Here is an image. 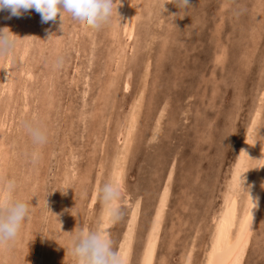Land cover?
I'll return each mask as SVG.
<instances>
[{"label":"rangeland","instance_id":"rangeland-1","mask_svg":"<svg viewBox=\"0 0 264 264\" xmlns=\"http://www.w3.org/2000/svg\"><path fill=\"white\" fill-rule=\"evenodd\" d=\"M131 1L120 0L119 3L117 0V13L121 18L114 11L110 21L99 29L85 28L70 16H65L62 22L58 17L52 22H42L35 9L25 12L22 10L20 16L11 15L8 9H0V29L8 28L9 30L4 31H8L15 41L9 54L0 55V60L3 58L0 61V74L6 62L9 64L7 81L6 77L0 75V80L5 81L0 82V125L5 124H2L4 130L0 126V171L5 169L0 172V176L13 178L16 198L27 199L29 202V212L16 237L0 247V264H20V261L21 264L75 263L68 250L67 232L87 227L93 229L96 221L94 213H99L101 208L97 198L92 206L89 203L93 187L96 184L99 187L102 182L110 179L116 150L123 144L126 127L134 110L138 112V126L133 131L136 141L132 137L127 154L129 157H126L129 163L125 162L127 172L124 170L125 194L127 193L130 204L121 202V216L113 222L110 238L114 248L116 249L119 241L115 239L120 238L119 234L124 230L133 201L140 199L137 219L139 224L135 229L137 234L134 235L131 254L133 259H130V264H138L144 231L155 211L159 193L167 183V171L173 164L166 205L168 208L164 212L153 264H181L187 246L191 244L194 245L192 261L195 262L192 264H201L212 227L211 220L220 207V196L228 179L226 177L230 174L232 162H235L241 139L254 118L253 111L260 104L261 125L257 131L258 138L264 133V0H188L187 6L178 5L177 0H152L151 3L150 0ZM138 5L144 8L140 12ZM126 24L132 29L131 38L125 30ZM253 24L255 29L252 28ZM14 30L18 37L16 33L13 34ZM253 44L255 50L252 48ZM27 46L29 53L24 54ZM10 80L13 89L8 91L6 85ZM106 86H110V93L108 87L104 88ZM24 120H33L46 130V145L34 147L24 133ZM1 149L5 152L2 153ZM92 171L94 174H91ZM219 187H222L221 190ZM68 195L75 201L71 197L67 198ZM86 200H89L88 203ZM83 201H86L85 204ZM262 205L264 207V194ZM53 207L56 210L59 208V211L55 212ZM263 207L254 226L243 264H264ZM78 215L81 218L78 221L80 225L76 222Z\"/></svg>","mask_w":264,"mask_h":264},{"label":"bare ground","instance_id":"bare-ground-1","mask_svg":"<svg viewBox=\"0 0 264 264\" xmlns=\"http://www.w3.org/2000/svg\"><path fill=\"white\" fill-rule=\"evenodd\" d=\"M130 1V0H129ZM133 1V0H132ZM132 1H131V3H132ZM143 1V0H142ZM155 1H157V0H155ZM164 1V0H163ZM152 2V0H150V3ZM225 2V1H224ZM127 3V2H126ZM130 3V4H131ZM139 3V2H138ZM156 4H157V2H156ZM161 4V3H160ZM165 4H166V2H165ZM168 4V3H167ZM175 4V3H174ZM121 5V4H120ZM146 5V4H145ZM152 5V4H151ZM155 5V4H154ZM164 5V4H163ZM123 6V5H122ZM223 6H225V5H223ZM125 7V6H124ZM123 7V8H124ZM132 7H133V5H132ZM138 7H140L139 5H138ZM147 7V6H146ZM154 7V6H153ZM121 8V7H120ZM119 8V9H120ZM128 8V7H127ZM126 8V9H127ZM152 8V6L150 7V9ZM139 9V8H138ZM141 9H144V8H141L140 7V9H139V11L138 12H140V10ZM124 11V10H123ZM123 11H122V16H124V13H123ZM7 12V11H6ZM25 12V11H24ZM29 12V11H28ZM31 12H32V10H31ZM135 12V11H134ZM133 12V13H134ZM10 13V12H9ZM126 13H127V11H126ZM125 13V14H126ZM142 13V12H141ZM1 14V13H0ZM30 14V13H29ZM139 14V13H138ZM10 15V14H9ZM33 15H34V13H33ZM115 15V14H114ZM134 15V14H133ZM151 15H152V13H151ZM1 16H3V14L1 15ZM32 16V15H31ZM39 16V15H38ZM126 16V15H125ZM163 16V15H162ZM4 17V16H3ZM8 17V16H7ZM29 17H30V15H29ZM119 17H120V14H119ZM128 17V16H127ZM134 17V16H133ZM161 17V16H160ZM37 18V17H36ZM121 18V17H120ZM119 18V19H120ZM124 18V17H123ZM125 19V18H124ZM128 19V18H127ZM154 19V18H153ZM123 20V19H122ZM238 20H239V18H238ZM27 21V20H26ZM121 21V20H120ZM146 21V20H145ZM148 21V20H147ZM240 21V20H239ZM52 22V21H51ZM117 22V21H116ZM127 22H129V21H127ZM119 23V22H118ZM258 23H259V21H258ZM30 24V23H29ZM114 24H116L115 22H114ZM125 24V23H124ZM118 25V24H117ZM119 25H121V24H119ZM149 25V24H148ZM254 25V27H252V28H254L255 29V24H253ZM59 26V25H58ZM119 27V26H118ZM124 27H126V31H127V33H128V35L130 36V38H131V35H132V29L129 27H127V24L126 25H124ZM44 28V27H43ZM116 28V27H115ZM260 28V27H259ZM34 29V28H33ZM45 29V28H44ZM54 29V28H53ZM59 29V28H58ZM114 29V28H113ZM55 30V29H54ZM115 30V29H114ZM117 30H118V28H117ZM158 30V29H157ZM257 30H258V27H257ZM17 31V30H16ZM120 31H121V29H120ZM125 31V32H126ZM223 31V30H222ZM255 31V30H254ZM8 32V31H7ZM59 32V31H58ZM123 32V31H122ZM154 32V31H153ZM253 32V31H252ZM16 32H15V30H14V32H13V34H15ZM25 33V32H24ZM93 33V32H92ZM17 34V33H16ZM21 34V33H20ZM37 34V33H36ZM123 34V33H122ZM126 34V33H125ZM203 34V33H202ZM56 35V34H55ZM124 35V34H123ZM156 35H157V33H156ZM28 36V35H27ZM112 36V35H111ZM17 37H18V34H17ZM22 37H23V35H22ZM55 37V36H54ZM146 37V36H145ZM152 38H153V36H151ZM224 37V36H223ZM25 38V37H24ZM57 38H59L58 36H57ZM56 38V39H57ZM129 38V37H128ZM155 38V37H154ZM23 39V38H22ZM56 39H55V41H56ZM146 39H148V38H146ZM154 40V39H153ZM204 40V39H203ZM70 41V40H69ZM173 41V40H172ZM58 42V41H57ZM148 42V41H147ZM150 42V41H149ZM26 43V42H25ZM24 43V44H25ZM71 43V42H70ZM261 43V42H260ZM147 44V43H146ZM150 44V43H149ZM154 44V43H153ZM21 45H22V43H21ZM55 45V44H54ZM58 45V44H57ZM124 45V44H123ZM175 45V44H174ZM24 46H26V44L24 45ZM253 46H254V44H253ZM252 46V48H253V50H255L254 48H256L255 46L253 47ZM23 47V45L20 47V48H22ZM56 47H58V46H56ZM147 47V46H146ZM152 47V46H151ZM198 47V46H197ZM15 48H17V47H15ZM27 48H28V46L26 47V49H25V51L27 50ZM78 48V47H77ZM83 48V47H82ZM19 49V48H18ZM54 49V48H53ZM119 49H120V47H119ZM181 49V48H180ZM24 50V49H23ZM253 50L251 49V54H252V52H253ZM21 51V50H20ZM148 51V50H147ZM13 52H14V50H13ZM92 52V51H91ZM117 52V51H116ZM20 53V52H19ZM26 53H29V51L27 50V52H24V54H26ZM150 53V52H149ZM218 53V52H217ZM221 52H219V54H220ZM9 54V53H8ZM17 54V53H16ZM115 54H117V53H115ZM118 54H119V52H118ZM145 54V53H144ZM223 54H224V52H223ZM222 54V55H223ZM12 55V54H11ZM10 55V56H11ZM63 55V54H62ZM66 55V54H65ZM64 55V56H65ZM120 55V54H119ZM148 55V54H147ZM255 55V54H254ZM9 56V57H10ZM27 56H28V54H27ZM59 56V55H58ZM146 56V55H145ZM165 56V55H164ZM220 56V55H219ZM249 56V55H248ZM9 57H8V59H9ZM51 57V56H50ZM217 57H218V55H217ZM6 58V57H5ZM19 58V57H18ZM28 58V57H27ZM246 58V57H245ZM248 58H250V57H248ZM3 59V58H2ZM1 59V60H2ZM17 59V58H16ZM24 59H25V57H24ZM150 59H151V57H150ZM174 59V58H173ZM0 60V61H1ZM18 60V59H17ZM21 60V59H20ZM19 60V61H20ZM27 60V59H26ZM146 60V59H145ZM249 60V59H248ZM252 60V59H251ZM6 61V60H5ZM22 61V60H21ZM49 61V60H48ZM13 62V61H12ZM23 62V61H22ZM21 62V63H22ZM27 62H29V61H27ZM2 64H3V62H1ZM10 63H11V60H10ZM20 63V64H21ZM60 63V62H59ZM146 63V62H145ZM163 63V62H162ZM23 64V63H22ZM21 64V65H22ZM43 64V63H42ZM263 65H264V63H262ZM1 65V64H0ZM7 65H9V64H7V62H6V65H5V67H4V70L3 71H1L2 72V74H0V75H3L4 77H6V81H7V78H9V77H7V74H9L8 73V67H7ZM15 65V64H14ZM28 65V64H27ZM34 65V64H33ZM61 65V64H60ZM142 65V64H141ZM149 65V64H148ZM30 66V65H29ZM28 66V67H29ZM130 66V65H129ZM2 67V66H1ZM16 67V66H15ZM18 67V66H17ZM23 68H25L24 66H22ZM47 67V66H46ZM142 67V66H141ZM19 68H21V67H19ZM135 68V67H134ZM150 68V67H149ZM149 68H148V70H149ZM263 68V67H262ZM15 69V68H14ZM55 69V68H54ZM16 70V69H15ZM117 70V69H116ZM143 70V69H142ZM264 70V69H263ZM29 71H30V69H29ZM261 71H262V69H261ZM16 72H17V70H16ZM142 72V71H141ZM19 73V72H18ZM26 73V72H25ZM30 73V72H29ZM39 73V72H38ZM260 73V72H259ZM17 74V73H16ZM20 74V73H19ZM27 74V73H26ZM40 74V73H39ZM141 74V73H140ZM13 75V74H12ZM150 75V74H149ZM33 76V75H32ZM125 76V75H124ZM2 77V76H1ZM1 77H0V79H1ZM16 77V76H15ZM18 77V76H17ZM131 77V76H130ZM38 78V77H37ZM113 78V77H112ZM125 78V77H124ZM149 78H150V76H149ZM53 79V78H52ZM20 80V79H19ZM130 80H131V78H130ZM129 80V81H130ZM113 81H114V78H113ZM112 80H111V82H113ZM149 81V80H148ZM258 81H259V79H258ZM0 82H3L2 80H0ZM5 82V81H4ZM3 82V83H4ZM21 82H23V81H21ZM33 82V81H32ZM110 82V81H109ZM111 82H110V86H111ZM120 82V81H119ZM150 82V81H149ZM260 82V81H259ZM2 83V84H3ZM8 84L6 85V89L8 90V91H10L11 89H13L12 88V80H10V82L8 81L7 82ZM34 83V82H33ZM114 83V82H113ZM112 83V84H113ZM224 83V82H223ZM38 84V83H37ZM120 84V83H119ZM138 84V83H137ZM4 85V84H3ZM2 85V86H3ZM19 85V84H18ZM107 85V84H106ZM109 85V84H108ZM121 85V84H120ZM257 85H258V87H259V84L257 83ZM14 86H16V85H14ZM109 86V87H110ZM114 86V85H113ZM125 86V85H124ZM126 86H128V85H126ZM135 86V85H134ZM133 86V87H134ZM137 86V85H136ZM21 87V86H20ZM108 86H106V87H104V88H107ZM109 87L107 88L108 89V93H110V89H109ZM208 87V86H207ZM15 88V87H14ZM16 88H18L19 89V87L18 86H16ZM33 88V87H32ZM36 88V87H35ZM102 88V87H101ZM114 88V87H113ZM112 88V89H113ZM120 88V87H119ZM135 88V87H134ZM256 88H257V86H256ZM27 89V88H26ZM107 89H105L106 91H107ZM115 89V88H114ZM117 89H118V87H117ZM121 89V88H120ZM133 89V88H132ZM148 89H149V87H148ZM28 90V89H27ZM26 90V91H27ZM85 90V89H84ZM116 90V89H115ZM130 90V89H129ZM260 90V89H259ZM263 91H264V89H262ZM86 91V90H85ZM84 91V92H85ZM112 91V90H111ZM117 91V90H116ZM121 91V90H120ZM28 92V91H27ZM103 92V91H102ZM122 92V91H121ZM132 92V91H131ZM130 92V93H131ZM247 92V91H246ZM9 93V92H8ZM107 93V92H106ZM125 93V92H124ZM124 93H122V94H124ZM261 93V92H260ZM37 94V93H36ZM11 95V94H10ZM12 95H13V91H12ZM24 95H26V94H24ZM125 95V94H124ZM255 95V94H254ZM41 96V95H40ZM109 96V95H108ZM107 96V97H108ZM145 96H146V94H145ZM239 96V95H238ZM258 96V95H257ZM9 97V96H8ZM13 97V96H12ZM53 97V96H52ZM101 97V96H100ZM106 97V96H105ZM110 97H112V95L110 96ZM110 97H108V98H110ZM132 97V96H131ZM141 97V96H140ZM26 98V97H25ZM45 98V97H44ZM130 98V97H129ZM238 98V97H237ZM6 99V98H5ZM12 99V98H11ZM17 99V98H16ZM41 99V98H40ZM103 99L105 100V98L103 97ZM107 99V98H106ZM146 98H144V100H145ZM256 99V98H255ZM4 100V99H3ZM23 100V99H22ZM108 100V99H107ZM113 100V99H112ZM130 100V99H129ZM142 100V99H141ZM9 101V100H8ZM20 101V100H19ZM114 101H115V99H114ZM149 101V100H148ZM147 101V102H148ZM6 102V101H5ZM16 102V101H15ZM3 103V102H2ZM7 103V102H6ZM39 103V102H38ZM115 103V102H114ZM113 103V104H114ZM144 103V102H143ZM142 103V104H143ZM166 103V102H165ZM27 104V103H26ZM42 104V103H41ZM111 104V103H110ZM128 104V103H127ZM150 104V103H149ZM167 104V103H166ZM165 104V105H166ZM256 104V103H255ZM254 104V105H255ZM112 105V104H111ZM115 105V104H114ZM118 105V104H117ZM121 105V104H120ZM119 105V106H120ZM160 105V104H159ZM158 105V106H159ZM0 106H2V105H0ZM4 106V105H3ZM10 106H11V104H10ZM119 106H118V108H119ZM149 106V105H148ZM151 106V105H150ZM168 106V105H167ZM6 107V106H5ZM19 107H20V105H19ZM22 107V106H21ZM111 107V106H110ZM166 107V106H165ZM187 107V106H186ZM189 107V106H188ZM41 108V107H40ZM112 108V107H111ZM146 108V107H145ZM148 108H150V107H148ZM255 108V107H254ZM23 109V108H22ZM113 110V109H112ZM111 110V111H112ZM117 110V109H116ZM142 111H144L143 109H141ZM148 110H150V109H148ZM160 110V109H159ZM191 110V109H190ZM11 111V110H10ZM37 111V110H36ZM41 111V110H40ZM118 111V110H117ZM120 111V110H119ZM118 111V112H119ZM142 111H141V113H142ZM151 111V110H150ZM207 111V110H206ZM264 111V110H263ZM7 112V111H6ZM29 112H31V111H29ZM96 112V111H95ZM156 112V111H155ZM158 112V111H157ZM168 112V111H167ZM192 112V111H191ZM254 112V115H252L254 118H253V120L251 121V124H250V126H249V128L245 131V133H244V135H243V137H242V139H241V142H240V145H239V148L237 149V155H236V159H235V162H232L233 163V166H232V168H231V170H230V174H229V176L228 177H226V178H228L227 180H226V182H225V185H224V190H223V192H222V194H221V203H220V207H219V209L217 210V211H215V214L213 215V217H212V227H211V230L209 231V237H208V240H207V246L205 245V248H204V255H203V258H202V260H201V264H243V260H244V258H245V255H246V252H247V250H248V247H249V245H250V241H251V236H252V233H253V231H254V226H255V224H256V221H257V218H258V215H259V212L261 213V211H260V209H261V207H263V205H262V203H263V194H264V133H263V135L260 137V138H258V136H257V131H258V128L260 127V121H259V115H260V112H261V104L257 107V109H256V111H253ZM9 113V112H8ZM111 113V112H110ZM114 113V112H113ZM124 113V112H123ZM145 112H143V114H144ZM263 113V112H262ZM261 113V114H262ZM11 114V113H10ZM108 114H109V112H108ZM108 114H107V116H108ZM119 114V113H118ZM117 114V115H118ZM166 114V113H165ZM251 114V113H250ZM253 114V113H252ZM3 115V114H2ZM19 115V114H18ZM22 115V114H21ZM39 115V114H38ZM116 115V116H117ZM120 115V114H119ZM137 115H138V112H137V110H134L133 111V113L130 115V120H129V123L127 124V127H126V133H125V135H124V141H123V144L121 145V147L120 148H118L117 150H116V154H115V158H114V163H113V167H112V171H111V177H110V179H117V178H119V180L120 179H122L123 180V182H125L124 181V170H125V162H127V163H129L127 160H126V157L128 156L129 157V155H127V154H129L128 152H129V148H130V145H131V142H132V137H133V139H134V135H133V131H134V129H136L137 128V126H136V121H137ZM139 115H140V113H139ZM155 115V114H154ZM235 115V114H234ZM27 116V115H26ZM50 116V115H49ZM144 116V115H143ZM165 116V115H164ZM7 117V116H6ZM11 117V116H10ZM13 117V116H12ZM35 117V116H34ZM108 117H110V116H108ZM108 117H107V119H108ZM118 117V116H117ZM120 117V116H119ZM123 117V116H122ZM139 117V116H138ZM147 117V116H146ZM153 117V116H152ZM195 117V116H194ZM247 117V116H246ZM261 117V116H260ZM264 117V116H263ZM114 118V117H113ZM11 119V118H10ZM40 119V118H39ZM44 119V118H43ZM103 119V118H102ZM105 119V118H104ZM111 119H112V117H111ZM111 119H109L110 121H111ZM120 119H121V117H120ZM119 119V120H120ZM186 119V118H185ZM17 120V119H16ZM15 120V122H17ZM35 120V119H34ZM106 120V119H105ZM109 120H107V122H109ZM113 120V119H112ZM118 120V121H119ZM261 120V119H260ZM3 121H4V118H3ZM21 120H19V122H20ZM43 121V120H42ZM102 123H104V121H102V120H100ZM99 121V122H100ZM115 121V120H114ZM117 121V120H116ZM120 121H122V120H120ZM124 121V120H123ZM146 121V120H145ZM153 121H154V118H153ZM262 121V120H261ZM9 122V121H8ZM12 122V121H11ZM44 122V121H43ZM100 122V123H101ZM106 122V121H105ZM152 122V121H151ZM248 122V121H247ZM246 122V123H247ZM97 123V122H96ZM102 123H101V125H102ZM115 123V122H114ZM119 123V122H118ZM3 124V123H2ZM1 124V125H2ZM8 124V123H7ZM6 124V125H7ZM21 124V123H20ZM20 124H18V125H20ZM108 124V123H107ZM116 124V123H115ZM152 124V123H151ZM0 125V126H1ZM3 125H5V124H3ZM1 126L2 128L4 127V126ZM9 125V124H8ZM14 125V124H13ZM106 125V124H105ZM124 125V124H123ZM140 125V124H139ZM142 125V124H141ZM140 125V126H141ZM150 125V124H149ZM16 126V125H15ZM14 126V128H16ZM114 126V125H113ZM112 126V127H113ZM136 126V127H135ZM146 126V125H145ZM186 126V125H185ZM1 127H0V129H1ZM12 127V126H11ZM107 127V126H106ZM120 127V126H119ZM125 127V126H124ZM150 127V126H149ZM163 127V126H162ZM161 127V128H162ZM97 128V127H96ZM101 128V127H100ZM105 128V127H104ZM108 128V127H107ZM145 128H147V127H145ZM194 128V127H193ZM5 128H3V130H4ZM13 129V128H12ZM6 130H7V128H6ZM16 130V129H15ZM97 130V129H96ZM101 130V129H100ZM103 130V129H102ZM105 130V129H104ZM113 130V129H112ZM149 130H150V128H149ZM234 130V129H233ZM232 130V131H233ZM114 131V130H113ZM112 131V132H113ZM136 131V130H135ZM134 131V132H135ZM146 131V129L144 130V132ZM159 131V130H158ZM173 131V130H172ZM243 131V130H242ZM263 131V130H262ZM101 132V131H100ZM100 132H98V133H100ZM104 132H106V131H104ZM111 132V131H110ZM140 132V131H139ZM180 132V131H179ZM184 132V131H183ZM187 132H188V130H187ZM234 132V131H233ZM233 132H231V134L233 133ZM7 133V132H6ZM25 133V132H24ZM165 133V132H164ZM243 133V132H242ZM241 133V134H242ZM105 134V133H104ZM108 134H110V133H108ZM117 134V133H116ZM136 134V133H135ZM160 134V133H159ZM110 135H112V134H110ZM109 135V137L111 138V136ZM163 135V134H162ZM165 135V134H164ZM170 135V134H169ZM193 135V134H192ZM259 135V134H258ZM3 136V135H2ZM103 136V135H102ZM114 136V135H113ZM147 136V135H146ZM160 136V135H159ZM167 136V135H166ZM178 136V135H177ZM179 136H180V134H179ZM148 137V136H147ZM105 138H107V136H105ZM105 138H102V139H104L103 141H105ZM146 138V137H145ZM22 139V138H21ZM113 139V138H112ZM111 139V140H112ZM117 139V138H116ZM138 139V138H137ZM170 139V138H169ZM174 139V138H173ZM17 140V139H16ZM135 140V139H134ZM19 141V140H18ZM23 141V140H22ZM107 141H109V140H107ZM113 141V140H112ZM136 141V140H135ZM148 141V140H147ZM0 142H2V141H0ZM16 142V141H15ZM20 142H21V140H20ZM177 142V141H176ZM102 143V142H101ZM107 144H108V142H106ZM3 144H4V142H3ZM105 144V143H104ZM104 144H102V145H104ZM111 144V143H110ZM110 144H108V145H110ZM114 144V143H113ZM148 144H150V143H148ZM158 144V143H157ZM181 144V143H180ZM184 144V143H183ZM9 145V144H8ZM14 145V144H13ZM46 145V144H45ZM116 146V145H115ZM135 147H136V145H134ZM139 146H140V144H139ZM142 146V145H141ZM159 146V145H158ZM13 147V146H12ZM34 147H36V146H34ZM109 147V146H108ZM107 147V148H108ZM178 147V146H177ZM237 147V146H236ZM0 148H1V145H0ZM102 148V147H101ZM106 148V147H105ZM6 149V148H5ZM15 149V148H14ZM25 149V148H24ZM27 149V148H26ZM38 148H36V150H37ZM41 149V148H40ZM111 149V148H110ZM9 150H11V149H9ZM12 150H13V148H12ZM32 150V149H31ZM34 150V149H33ZM51 150V149H50ZM101 150V149H100ZM159 150V149H158ZM1 151H2V149H1ZM8 151V150H7ZM29 151V150H28ZM27 151V152H28ZM35 151V150H34ZM112 151V150H111ZM5 152V151H4ZM3 151H2V153H4ZM24 152H25V150H24ZM91 152H93V151H91ZM183 152V151H182ZM15 153V152H14ZM71 153V152H70ZM102 153H103V148H102ZM101 153V154H102ZM111 153V152H110ZM211 153V152H210ZM235 153V152H234ZM233 153V154H234ZM8 154V153H7ZM16 154V153H15ZM44 154V153H43ZM74 154V153H73ZM78 154V153H77ZM181 154V153H180ZM2 155V154H1ZM4 155V154H3ZM2 155V156H3ZM30 155H31V153H30ZM104 155V154H103ZM48 156V155H47ZM101 155H99V157H100ZM149 156V155H148ZM232 156H234V155H232ZM17 157V156H16ZM76 157H77V155H76ZM105 157V156H104ZM111 157V156H110ZM128 157H127V159H128ZM23 158H25V157H23ZM74 158V157H73ZM103 158V157H102ZM175 158V157H174ZM130 159V158H129ZM196 159V158H195ZM0 160H1V157H0ZM6 160H7V158H6ZM38 160H40V158L38 159ZM71 160H73V159H71ZM232 160V159H231ZM3 161H5V160H3ZM10 161V160H9ZM13 161V160H12ZM12 161H10V162H12ZM25 161V160H24ZM28 161V160H27ZM35 161V160H34ZM42 161V160H41ZM109 161V160H108ZM1 162V161H0ZM36 162V161H35ZM75 162V161H74ZM38 163L40 164L41 162H39L38 161ZM69 163V162H68ZM67 163V164H68ZM71 163V162H70ZM72 163H73V161H72ZM76 163V162H75ZM102 165H103V160H102ZM100 163V164H101ZM105 163V162H104ZM3 164V163H2ZM99 164V163H98ZM175 164V163H174ZM1 165V164H0ZM20 165V164H19ZM28 165H29V163H28ZM48 165V164H47ZM69 165V164H68ZM74 165V164H73ZM127 165V164H126ZM4 165H2V167H3ZM8 168H9V166H8V163H7V165H6ZM26 166V165H25ZM70 166V165H69ZM74 166H76V164L74 165ZM73 166V167H74ZM104 166V165H103ZM1 167V168H2ZM16 167H17V165H16ZM24 167V166H23ZM30 167V166H29ZM61 167V166H60ZM63 167H65V166H63ZM98 167V166H97ZM230 167V166H229ZM8 168H7V170H8ZM17 168H19V167H17ZM16 168V169H17ZM27 168H28V166H27ZM107 168H108V166H107ZM126 168L128 169V166H126ZM3 169H4V167H3ZM11 169V168H10ZM20 169L22 170V166L20 165ZM31 169V168H30ZM29 169V170H30ZM70 169H72V167L70 168ZM92 169V168H91ZM227 169V168H226ZM229 169V168H228ZM5 170V169H4ZM4 170H2V171H4ZM21 170L20 171H18L19 173L21 172ZM24 170V169H23ZM101 170V169H100ZM107 170H109V169H107ZM2 171H0V172H2ZM10 171V170H9ZM15 171V170H14ZM32 171V170H31ZM61 171V170H60ZM72 171V170H71ZM74 171H75V169H74ZM103 171H105V170H103ZM126 171V170H125ZM173 171H174V166H173V164L171 165V167L169 168V171H167L168 172V174L166 175V184L163 186V188L161 189V191H160V193H159V196H158V201H157V204H156V207H155V211H154V213H153V215L151 216L152 218L150 219V221L148 220V222H149V225H148V227H147V230H145L144 232H145V236H144V240H143V236H142V238H141V240H143V242L141 243L142 244V246H141V251H140V254H138L139 255V261H137L138 262V264H153L154 263V258H156L155 257V255H156V250H157V245H158V241H160L159 240V237H160V230H162V228H161V225H162V222H163V219H164V212H165V209H166V205L168 204L167 202H168V199H169V193H170V188H169V184H170V180H171V178H172V176H173ZM226 171V170H225ZM224 171V172H225ZM84 172V171H83ZM93 172V171H92ZM91 172V174H94V172L92 173ZM127 172V171H126ZM223 171H222V173H224ZM9 173V172H8ZM13 173V172H12ZM23 173V172H22ZM21 173V174H22ZM32 173H34V172H32ZM44 173V172H43ZM64 173V172H63ZM68 173V172H67ZM80 173V172H79ZM14 174V173H13ZM70 174V173H69ZM75 174V173H74ZM78 174V173H77ZM224 174H226V173H224ZM6 175H7V173H6ZM71 175V174H70ZM97 175V174H96ZM21 176V175H20ZM28 176V175H27ZM36 176V175H35ZM99 176H101V175H99ZM107 176V175H106ZM222 176V175H221ZM226 176V175H225ZM224 176V177H225ZM9 177V176H8ZM12 177H13V175H12ZM62 177H63V175H62ZM91 177H92V175H91ZM223 177V176H222ZM35 178V177H34ZM42 178V177H41ZM64 178V177H63ZM85 178V177H84ZM93 178V177H92ZM100 178H103V177H100ZM99 178V179H100ZM8 179V178H7ZM13 179V178H12ZM24 179V178H23ZM30 179V178H29ZM33 179V178H32ZM74 178H72V180H73ZM103 179H105V178H103ZM127 179V178H126ZM217 179V178H216ZM14 180V179H13ZM34 180V179H33ZM67 180V179H66ZM87 180V179H86ZM219 180H221V179H219ZM218 180V181H219ZM224 180V179H223ZM242 180H243V183H242ZM74 181H76V180H74ZM96 181V180H95ZM106 181V180H105ZM165 181V180H164ZM27 182V181H26ZM63 182V181H62ZM73 182V181H72ZM101 182H102V180H101ZM51 183V182H50ZM67 183V182H66ZM74 183V182H73ZM90 183V182H89ZM95 183V182H94ZM100 183V182H99ZM102 183H104V182H102ZM219 183V182H218ZM72 184V183H71ZM75 184H76V182H75ZM84 184V183H83ZM101 184V183H100ZM127 184V183H126ZM163 184V183H162ZM222 184V183H221ZM44 185V184H43ZM69 185V184H68ZM94 185V184H93ZM124 185H125V183H124ZM57 186V185H56ZM61 187H62V185H60ZM60 186H58V187H60ZM72 186V185H71ZM221 186V185H220ZM53 187V186H52ZM60 187V188H61ZM68 187V186H67ZM73 187V186H72ZM77 187V186H76ZM74 188V187H73ZM91 189H92V187H90ZM94 189H93V194H91L92 195V197H91V200H90V205L92 206L94 203H95V199H96V190H97V184L96 185H94V187H93ZM210 188V187H209ZM220 188V187H219ZM222 188V187H221ZM221 188H220V190H221ZM62 189V188H61ZM69 189V188H68ZM76 189V188H75ZM218 189V188H217ZM34 190V189H33ZM70 190V189H69ZM81 190V189H80ZM63 191V190H62ZM73 191V190H72ZM126 191V190H125ZM60 192V191H59ZM71 192V191H70ZM76 192V191H75ZM77 192L79 193V191L77 190ZM81 192H82V190H81ZM32 193H34V192H32ZM31 193V194H32ZM50 193V192H49ZM57 193V192H56ZM65 193H66V191H65ZM77 193V194H78ZM83 193V192H82ZM86 193V192H85ZM92 193V192H91ZM59 194V193H58ZM75 194V193H74ZM76 194V195H77ZM90 194V193H89ZM132 194V193H131ZM130 194V195H131ZM139 194V193H138ZM33 195V194H32ZM48 195V194H47ZM57 195V194H56ZM62 195V194H61ZM60 195V196H61ZM70 195H72V194H70ZM60 196L58 197V198H60ZM63 196H64V193H63ZM66 196V195H65ZM86 196V195H85ZM215 196V195H214ZM42 197V196H41ZM55 197V196H54ZM71 197V196H70ZM69 197V195H68V197L67 198H70ZM76 197V196H75ZM152 197V196H151ZM255 202V207H253V202L250 200V198ZM40 198V197H39ZM61 198H63L62 196H61ZM76 198H79V197H76ZM87 198H89V197H87ZM125 198V199H124ZM124 198H123V200L122 201H124V202H126V203H129L128 202V199H127V193L124 195ZM141 198V197H140ZM49 199V198H48ZM71 199H72V197H71ZM75 199V198H74ZM82 199H83V197H82ZM85 199V198H84ZM42 200V199H41ZM52 200V199H51ZM65 200V202L67 203V201H66V199H64ZM73 200V199H72ZM71 200V201H72ZM156 200V199H155ZM206 200V199H205ZM43 201V200H42ZM73 201H75V200H73ZM87 201V200H86ZM85 201V202H86ZM89 201V200H88ZM88 201H87V203H88ZM121 201V202H122ZM208 201V200H207ZM62 202V201H61ZM69 202V201H68ZM84 202V201H83ZM85 202H84V204H85ZM140 199H135L134 201H133V203H132V206H131V208L129 209L130 211H129V213H128V216H127V220H126V222L124 223L125 224V226H124V230L122 231V234L120 233L119 234V236H120V238L119 237H117V236H115V237H117L115 240H117V239H119V241H118V244H117V247H116V250L117 251H119L120 253H121V255H122V257H123V259H124V264H130V259H133V258H131V254H132V252H133V242H134V235L135 234H137V233H135V229H137L136 228V225L137 224H139V223H137V219H138V216H139V212H140ZM206 202V201H205ZM100 203V202H99ZM62 204V203H61ZM81 204V203H80ZM101 204V203H100ZM130 204V203H129ZM155 204V203H154ZM41 205V204H40ZM49 205H50V203H49ZM68 205V204H67ZM128 205V204H127ZM205 205V204H204ZM43 206H44V204H43ZM62 206H63V204H62ZM71 206H72V204H71ZM70 206V207H71ZM78 206H79V202H78ZM87 206V205H86ZM216 206V205H215ZM50 207H51V205H50ZM55 207V206H54ZM53 207V208H54ZM89 207V206H88ZM209 207H211V206H209ZM34 208H35V206H34ZM37 208V207H36ZM53 208H52V210H53ZM62 208V207H61ZM63 208H65V207H63ZM69 208V207H68ZM71 208H74V207H71ZM94 208H96V207H94ZM98 208V207H97ZM168 208V207H167ZM264 208V207H263ZM39 209H40V207H39ZM59 209V208H58ZM56 210L55 208H54V211L55 212H57V211H59V210ZM66 209V208H65ZM79 209H81V206L79 207ZM86 209V208H85ZM213 209V208H212ZM75 210V209H74ZM83 210V209H82ZM94 210V209H93ZM170 210V209H169ZM211 210V209H210ZM32 211V210H31ZM42 211V210H41ZM63 211H65L64 209H63ZM85 210H83V212H84ZM213 211V210H212ZM34 212V211H33ZM37 212V211H36ZM67 212H68V210H67ZM73 212V211H72ZM96 212H97V210H96ZM203 212V211H202ZM210 212V211H209ZM214 212V211H213ZM250 212H251V216H250ZM263 212V211H262ZM46 213V212H45ZM74 213V212H73ZM78 214H79V211L77 212ZM77 213H75V214H77ZM98 213V212H97ZM97 213H94V214H96V215H94L95 217L97 216ZM207 213V212H206ZM205 213V214H206ZM30 214V213H29ZM42 214V213H41ZM209 214V213H208ZM37 215V214H36ZM69 215V214H68ZM74 215V214H73ZM72 215V216H73ZM86 215V214H85ZM202 215H204V214H202ZM262 215H263V213H262ZM52 216H53V214H52ZM79 216V219L77 218V217H75V218H77L78 220H76V222H78L81 218H80V215H78ZM205 216V215H204ZM264 216V215H263ZM33 217V216H32ZM35 217V216H34ZM67 217V216H66ZM94 217V219L96 220L95 221V224L93 225V229H95V228H103V229H105V230H107V232L109 233V235H110V237H111V231H112V226H113V222H110V221H107L106 219H105V217L103 216V207H102V204H101V208H100V210H99V213H98V216H97V218H95ZM208 217V216H207ZM51 218V217H50ZM68 218V217H67ZM70 218V217H69ZM74 218V217H73ZM74 218V219H75ZM34 219V218H33ZM198 219V218H197ZM204 219V218H203ZM65 220V219H64ZM73 220V219H72ZM71 220V221H72ZM91 220H93V219H91ZM168 220V219H167ZM176 220V219H175ZM200 220V219H199ZM198 220V221H199ZM37 221V220H36ZM35 221V222H36ZM44 221V220H43ZM61 221V220H60ZM74 221V220H73ZM81 221V220H80ZM178 221V220H177ZM251 222V223H250ZM53 223V222H52ZM61 223V222H60ZM81 223V222H80ZM90 223H91V221H90ZM92 223H93V221H92ZM91 223V224H92ZM206 223V222H205ZM35 224H37V223H35ZM71 224V223H70ZM75 224V223H74ZM78 224H79V222H78ZM85 224H87V223H85ZM31 225V224H30ZM73 225V224H72ZM80 225V224H79ZM83 225V224H82ZM181 225V224H180ZM250 225V226H249ZM41 226V225H40ZM60 226V225H59ZM138 226V225H137ZM203 226V225H202ZM30 227V226H29ZM63 227V226H62ZM74 227V226H73ZM195 227H197V226H195ZM60 228H61V226H60ZM77 228V227H76ZM122 228V227H121ZM88 229V227L87 228H84V229H82V230H87ZM91 229V228H90ZM184 229V228H183ZM191 229V228H190ZM192 229H193V227H192ZM256 229V228H255ZM75 230V229H74ZM74 230H72V231H74ZM89 230V229H88ZM121 230V229H120ZM119 230V231H120ZM139 230V229H138ZM185 230V229H184ZM207 230V229H206ZM198 231H200V230H198ZM40 232V231H39ZM75 232V231H74ZM121 232V231H120ZM189 232H190V230H189ZM68 233V232H67ZM187 233V232H186ZM193 233V232H192ZM192 233H189V234H191L192 235ZM207 233V232H206ZM40 233H38V235H39ZM44 234V233H43ZM50 234V233H49ZM116 234V233H115ZM255 234V233H254ZM27 235H28V233H27ZM35 235V234H34ZM56 235V234H55ZM143 235V234H142ZM198 235V234H197ZM204 235V234H203ZM202 235V236H203ZM263 235V234H262ZM60 236V235H59ZM137 236H139V235H136V237ZM257 236V235H256ZM48 237V236H47ZM200 237H201V235H200ZM197 238V237H196ZM205 238L206 237H204V240H205ZM256 238V237H255ZM260 238H261V236H260ZM34 239V238H33ZM32 238H31V240H33ZM46 239V238H45ZM201 239V238H200ZM199 239V240H200ZM35 240V239H34ZM188 240V239H187ZM190 240V239H189ZM202 240V239H201ZM64 241V240H63ZM65 242H66V240H65ZM115 242V241H114ZM137 242V241H136ZM176 242V241H175ZM200 242V241H199ZM204 242H206V241H204ZM188 243H189V241H188ZM193 243V242H192ZM68 244V243H67ZM206 244V243H205ZM35 246V245H34ZM57 246V245H56ZM61 246V245H60ZM114 246V245H113ZM185 246V245H184ZM200 246V245H199ZM188 248L186 249L187 250V252H186V254L184 255V252H183V255H184V258H183V260H182V263L181 264H192V255H193V250H194V245L193 244H191L190 246H187ZM63 248V247H62ZM64 250V249H63ZM196 250V249H195ZM65 251V250H64ZM197 251V250H196ZM201 251H203V250H201ZM58 252V251H57ZM199 254V253H198ZM71 255V254H70ZM250 255V254H249ZM48 256V255H47ZM55 256V255H54ZM134 256V255H133ZM132 256V257H133ZM200 256H201V254H200ZM158 257V256H157ZM197 257V256H196ZM199 257V256H198ZM194 258V257H193ZM199 258H201V257H199ZM248 258V257H247ZM169 260V259H168ZM194 260V259H193ZM75 262V261H74ZM133 262V261H132ZM133 263H135V262H133ZM193 263H195V262H193ZM196 263H197V261H196ZM73 264V263H72ZM75 264V263H74ZM132 264V263H131ZM137 264V263H136ZM249 264V263H248Z\"/></svg>","mask_w":264,"mask_h":264},{"label":"clouds","instance_id":"clouds-1","mask_svg":"<svg viewBox=\"0 0 264 264\" xmlns=\"http://www.w3.org/2000/svg\"><path fill=\"white\" fill-rule=\"evenodd\" d=\"M119 3L117 0H0V9H8L14 16H20L22 10L35 9L42 22L54 21L57 17L62 22L65 16H70L85 28L99 29L110 21L114 11L119 17ZM177 4L187 6L188 0H177ZM4 29L8 28L0 29V55H6L15 44ZM22 127L33 145L42 146L47 142L46 130L39 123L24 120ZM15 188L14 180L0 176V247L16 237L29 212L28 200L17 199ZM124 195L122 179H109L97 188L96 198L102 204L103 216L107 221L115 222L120 218ZM250 200L255 207V202L251 198ZM45 204L47 206L46 198ZM68 233V250L75 264H124V259L114 248L107 230L77 229Z\"/></svg>","mask_w":264,"mask_h":264},{"label":"snow or ice","instance_id":"snow-or-ice-1","mask_svg":"<svg viewBox=\"0 0 264 264\" xmlns=\"http://www.w3.org/2000/svg\"><path fill=\"white\" fill-rule=\"evenodd\" d=\"M117 180H119V178H117Z\"/></svg>","mask_w":264,"mask_h":264}]
</instances>
